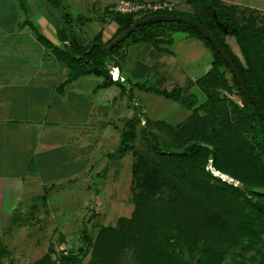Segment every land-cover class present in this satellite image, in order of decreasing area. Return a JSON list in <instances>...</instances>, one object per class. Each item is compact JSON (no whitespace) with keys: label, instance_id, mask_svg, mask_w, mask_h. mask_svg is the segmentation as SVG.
<instances>
[{"label":"trees","instance_id":"obj_1","mask_svg":"<svg viewBox=\"0 0 264 264\" xmlns=\"http://www.w3.org/2000/svg\"><path fill=\"white\" fill-rule=\"evenodd\" d=\"M49 2L58 10L63 7L60 0ZM185 2L193 14L171 9L143 13L138 18L107 13L118 26L116 32L106 42L101 41L99 32L86 45L77 41L64 9L58 30L63 50H55L67 70L63 85L93 74L102 77L100 88L109 87L115 82L110 79L108 65L117 67L112 56L122 45L143 42L162 50L159 46L162 36L172 30L201 40L210 49L212 62L207 73L191 85L204 96L201 102L196 94L190 93L191 86L170 91L140 86L146 92L179 103L190 114L175 126L151 120L141 112L124 122L114 154L121 157L132 152L137 131L142 132L145 141V152L136 156L131 170L133 211L129 218H119L115 226L99 228L94 238L82 231L81 245L75 252L61 253L57 264H82L90 251L92 258L88 264H120L121 252L132 245L137 249L138 264H255L254 255L264 261V213L252 203L253 198H258L264 204V196L252 192L254 188H264V121L242 93L226 62L195 28L176 22L138 26L108 55L102 49L131 24L150 16L192 19L209 31L229 55L264 113L263 29L254 28L249 21L244 25L235 23V8L219 0ZM226 36L233 37L242 61L224 42ZM38 40L48 45L42 37L38 36ZM131 89L123 88V92L131 97ZM233 90L241 98L242 108L223 94ZM192 142L196 144L183 154L170 153L171 149H181ZM200 143L210 145L211 150ZM209 158L215 171L240 185L227 184L204 172ZM16 214L13 216L17 218ZM33 264H52L49 253Z\"/></svg>","mask_w":264,"mask_h":264},{"label":"crops","instance_id":"obj_2","mask_svg":"<svg viewBox=\"0 0 264 264\" xmlns=\"http://www.w3.org/2000/svg\"><path fill=\"white\" fill-rule=\"evenodd\" d=\"M75 1L71 14L66 13L77 41L86 45L99 32L101 41H108L118 26L102 15L113 3L94 13V9L84 6L86 0ZM219 1L250 7L241 4L240 0ZM151 2L172 5L165 0ZM59 14L60 10L48 0H0V215L3 216L14 208L31 207L34 201L42 202L49 188H58L65 180L90 174L88 170L94 166L92 160L97 154L107 158L112 153V145L120 140L124 122L133 116L128 107L116 115L113 104L125 96L123 88L143 90L140 86L145 85L131 84L130 77L139 80L151 74L154 77L161 75L160 81L174 79V87L167 90L170 91L175 87L191 86L207 73L212 62V53L201 40L186 32L172 30L162 36L163 42L159 44L162 50H156L150 43H127L113 54L112 61L124 81H113L115 83L109 87L100 88L102 77L89 74L63 85L67 70L55 52L63 50L58 31L61 26ZM110 23L115 27L106 33L105 28ZM176 32L182 39L198 40L210 52L204 62L187 69L189 74L166 59L171 53L161 46L171 45L172 34ZM80 35L85 37L80 38ZM38 36L48 45L40 42ZM131 46L134 50L127 64L125 53ZM198 73L201 75H196ZM91 75L98 77V82L92 89H82L81 81H93ZM114 86L118 87L115 91ZM107 91H111L110 94ZM189 91L197 95L198 89L191 86ZM104 93L105 98L101 96ZM133 94L131 92V97L128 94L133 102L131 107L135 112L143 113L136 108L139 105ZM81 161L85 163L81 164Z\"/></svg>","mask_w":264,"mask_h":264},{"label":"rangeland","instance_id":"obj_3","mask_svg":"<svg viewBox=\"0 0 264 264\" xmlns=\"http://www.w3.org/2000/svg\"><path fill=\"white\" fill-rule=\"evenodd\" d=\"M52 1V0H49ZM86 0L84 6L88 9H94V13L101 12L107 5L113 3L106 8L105 14L102 17L108 18L107 13H117L122 15H135L138 18L143 13L165 10H140L136 13H120L114 11L119 0ZM137 4H163L164 2H151L155 0H128ZM172 3H164L171 10L193 14V9L186 5L182 0H165ZM44 2V0H42ZM66 12H72V7L76 5L75 0H61ZM241 4L249 5L250 7H237L234 5L235 14L234 21L239 25H244L250 22L254 28H262L264 31V0H240ZM224 4V3H223ZM228 5V4H224ZM167 10V9H166ZM94 15V14H93ZM105 28L107 33L115 25L110 23ZM75 33V32H74ZM107 35V34H106ZM85 37V35H83ZM80 35L79 37H83ZM173 43L171 45H161L166 48L171 57H166L175 67H182L186 74H189L187 69L191 65H196L205 57L210 56L209 50L201 45L195 39H182V35L178 32L172 34ZM224 42L229 46L231 52L235 54L241 61V56L238 47L233 37H224ZM127 44V43H125ZM131 45V44H130ZM129 45V46H130ZM128 46V45H127ZM134 47H128L125 53L124 62L129 63ZM159 70H162L160 67ZM163 71V70H162ZM200 76L201 74H196ZM197 76V77H198ZM227 78L230 75L226 73ZM130 77V76H129ZM93 81L83 80L82 89L94 88L99 78L93 75L90 76ZM161 75H146L143 78L132 79V83H144L147 86L160 89H171L174 87L175 80L160 81ZM84 82V83H83ZM114 89L118 87L114 86ZM110 89V90H112ZM136 98V104L145 116L151 120H162L175 126L183 122L190 111H187L179 103L165 99L151 92L132 88ZM111 92V91H107ZM110 94V93H108ZM226 96L235 101L238 108L243 107L241 98L236 94V91L228 93ZM199 102L204 100V96L197 92ZM105 98V93L101 95ZM133 103L125 93V96L118 98L113 104V110L116 115L125 112L126 108L130 116L135 114L136 110L131 107ZM127 105V106H126ZM109 108H111L109 106ZM237 123L236 121H233ZM141 126V125H140ZM143 126V125H142ZM120 136V135H119ZM141 131H137L136 140L133 144V151L119 157V154H114L119 145V141L113 143L112 153L107 148V158H102L97 154L93 158L90 174H81L65 180L60 183L58 188H49L44 194L43 201H34L33 206H21L6 216L0 215V264H33L39 261L46 253H49L52 264H57L61 253L75 252L78 246L81 245L82 231L92 238L95 237L97 231L101 227L115 226L119 218H129L133 211L132 193H131V170L132 165L136 162L138 155L145 152V141ZM114 152V153H113ZM114 154V155H113ZM137 156V157H136ZM211 159L207 160V165L204 167V172L214 178L213 167L210 165ZM85 163L81 161V164ZM84 170V169H82ZM97 173V174H96ZM99 173V174H98ZM227 184L239 186L240 184L226 175ZM42 193V191L40 192ZM261 201V200H260ZM262 202V201H261ZM17 212V214H16ZM17 215V218L13 215ZM52 249L51 252L49 250ZM137 249L135 246H127L123 249L120 255V264H138L136 260ZM232 253L229 257H232ZM256 256L255 264H264L261 257ZM92 258L91 251L83 260L82 264H88Z\"/></svg>","mask_w":264,"mask_h":264},{"label":"water","instance_id":"obj_4","mask_svg":"<svg viewBox=\"0 0 264 264\" xmlns=\"http://www.w3.org/2000/svg\"><path fill=\"white\" fill-rule=\"evenodd\" d=\"M64 13V8L61 6L59 18L62 19ZM156 22H176V23H183L186 25L191 26L192 28H195L204 38H206L216 49V51L219 53L221 58L226 62L228 65L232 75L235 77L236 81L238 82L240 89L244 96L249 100V102L255 107L259 115L264 121V113L257 105L256 100L254 97L249 93L247 90L245 83L243 82L239 72L237 71L235 65L233 64L231 58L229 55L225 52V50L220 46V44L216 41V39L212 36V34L204 29L201 25L194 22L192 19L181 17V16H174V15H155L150 16L142 20H138L131 24L126 30L122 31L119 35H117L108 45L104 46L102 49L106 55H108L109 50L113 48L115 45L126 39L130 33L134 32L138 26L147 25L150 23H156ZM67 50L71 54L72 57H74L73 53L71 52V49L69 47V44L66 43ZM109 68L113 67L112 64L108 65ZM196 142H192L185 147L181 149H171L170 153L173 154H183L188 148L191 146H194ZM201 147H206L209 150H211V146L207 145L205 143H200ZM253 193L264 196V188H254L252 190ZM253 205L260 211L264 212V204L258 199L253 198L252 199Z\"/></svg>","mask_w":264,"mask_h":264},{"label":"built area","instance_id":"obj_5","mask_svg":"<svg viewBox=\"0 0 264 264\" xmlns=\"http://www.w3.org/2000/svg\"><path fill=\"white\" fill-rule=\"evenodd\" d=\"M166 8L170 10V7H167L166 4H154L153 6H150L149 4H137V3H132L128 0H119L117 5L114 8V11L120 12V13H136L139 12L140 10H159ZM109 76L112 81H124L122 77L119 75V71L117 67H111L109 68ZM140 124L144 125V119L141 117L140 118ZM225 181V180H223Z\"/></svg>","mask_w":264,"mask_h":264},{"label":"bare ground","instance_id":"obj_6","mask_svg":"<svg viewBox=\"0 0 264 264\" xmlns=\"http://www.w3.org/2000/svg\"><path fill=\"white\" fill-rule=\"evenodd\" d=\"M213 173H214V175H216L218 178H220L221 180L222 179H226L227 177H226V175H223V174H221V173H219V172H217V171H213ZM264 213V212H263Z\"/></svg>","mask_w":264,"mask_h":264}]
</instances>
